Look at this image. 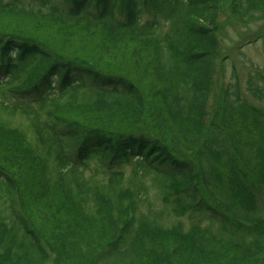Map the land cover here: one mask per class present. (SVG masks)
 <instances>
[{"label":"trees","instance_id":"16d2710c","mask_svg":"<svg viewBox=\"0 0 264 264\" xmlns=\"http://www.w3.org/2000/svg\"><path fill=\"white\" fill-rule=\"evenodd\" d=\"M227 8L264 0H0V264H264V107L219 79Z\"/></svg>","mask_w":264,"mask_h":264},{"label":"rangeland","instance_id":"374dc122","mask_svg":"<svg viewBox=\"0 0 264 264\" xmlns=\"http://www.w3.org/2000/svg\"><path fill=\"white\" fill-rule=\"evenodd\" d=\"M229 11V9L227 8ZM264 33V13L258 11L253 14V19L248 23L240 21L230 11L222 20L220 39H221V67L218 68L222 72L219 79L222 84H231L234 82V73L236 72L241 86L242 92L246 99L259 107H264V98L258 99L253 97L248 91V79L250 76L255 78L257 71L264 70V37H260L258 32ZM260 83V82H259ZM10 96V95H9ZM213 104H211L210 112H212ZM13 126H27L26 120L17 116L10 120ZM34 137V133H29ZM100 169L98 161H92L89 165L87 175L93 174V171ZM126 175H131V166L126 167ZM150 186V192L153 198L156 197L157 188L147 179ZM158 203V201H156ZM182 221L185 228H189L190 220L184 216Z\"/></svg>","mask_w":264,"mask_h":264}]
</instances>
